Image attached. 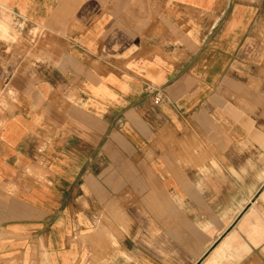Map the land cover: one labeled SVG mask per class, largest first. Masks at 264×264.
<instances>
[{"label":"crops","instance_id":"obj_1","mask_svg":"<svg viewBox=\"0 0 264 264\" xmlns=\"http://www.w3.org/2000/svg\"><path fill=\"white\" fill-rule=\"evenodd\" d=\"M2 13L0 264H264V0Z\"/></svg>","mask_w":264,"mask_h":264},{"label":"rangeland","instance_id":"obj_2","mask_svg":"<svg viewBox=\"0 0 264 264\" xmlns=\"http://www.w3.org/2000/svg\"><path fill=\"white\" fill-rule=\"evenodd\" d=\"M4 24V25H3ZM6 25V26H5ZM18 31L14 30L9 24V18L5 14L0 15V43L8 45V54L18 53L20 50L21 35L17 33ZM37 34V29H32L30 31V36H35ZM0 47H2L0 45ZM3 49V48H1ZM0 80H3V74L0 73ZM238 247L234 243V237L232 236L229 239H226L216 250L215 256L224 255L230 250H234Z\"/></svg>","mask_w":264,"mask_h":264},{"label":"water","instance_id":"obj_3","mask_svg":"<svg viewBox=\"0 0 264 264\" xmlns=\"http://www.w3.org/2000/svg\"><path fill=\"white\" fill-rule=\"evenodd\" d=\"M255 199V198H253ZM248 207L246 206L242 212L235 218V220L232 222L228 228L213 242V244L206 250V252L201 256V258L195 263V264H200L210 253L211 251L220 243V241L229 233V231L232 229L234 224L237 222V220L241 217V215L245 212V210Z\"/></svg>","mask_w":264,"mask_h":264},{"label":"built area","instance_id":"obj_4","mask_svg":"<svg viewBox=\"0 0 264 264\" xmlns=\"http://www.w3.org/2000/svg\"><path fill=\"white\" fill-rule=\"evenodd\" d=\"M160 99H161L160 96H155L154 97V102H158Z\"/></svg>","mask_w":264,"mask_h":264}]
</instances>
